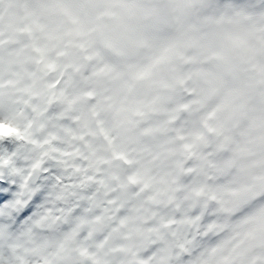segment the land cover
<instances>
[{"label": "clouds", "instance_id": "1", "mask_svg": "<svg viewBox=\"0 0 264 264\" xmlns=\"http://www.w3.org/2000/svg\"><path fill=\"white\" fill-rule=\"evenodd\" d=\"M0 264H264V0H0Z\"/></svg>", "mask_w": 264, "mask_h": 264}]
</instances>
